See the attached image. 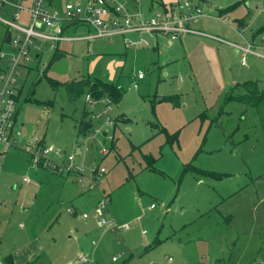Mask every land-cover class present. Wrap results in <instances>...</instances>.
Here are the masks:
<instances>
[{"label":"rangeland","instance_id":"obj_1","mask_svg":"<svg viewBox=\"0 0 264 264\" xmlns=\"http://www.w3.org/2000/svg\"><path fill=\"white\" fill-rule=\"evenodd\" d=\"M53 1L62 10L76 0ZM197 1L203 15L195 26L210 36L186 35L169 47L163 37L160 52L126 49L118 38L84 39V24L68 26L71 40H38L40 58L16 76L15 111L23 134L44 137L53 151L47 166L34 165L23 145L0 154V264L77 263L92 239L94 264H165V255L171 264H264V94L256 105L237 98L252 90L239 85L247 80L264 91V58L249 55L242 65L228 43L247 39L264 52V0ZM18 13L28 26V12ZM0 17L9 15L0 10ZM6 28L0 22V68L10 52ZM138 71L143 79L134 87ZM82 78L121 90L110 112L115 125L105 132L112 141L96 137L85 156L88 165L100 145L109 150L98 160L105 173L88 190L51 165L69 154L83 163L77 135L93 130L77 134L75 124L91 111L88 87H69ZM102 191L110 215L129 224L122 244L116 232L100 243L91 217ZM74 206L87 211V223L66 212ZM121 250L126 255L113 261Z\"/></svg>","mask_w":264,"mask_h":264},{"label":"built area","instance_id":"obj_2","mask_svg":"<svg viewBox=\"0 0 264 264\" xmlns=\"http://www.w3.org/2000/svg\"><path fill=\"white\" fill-rule=\"evenodd\" d=\"M0 0V10L4 11L5 6L10 5L12 16L9 18L0 17V22L6 25L10 32L8 44L10 52L6 55L4 65L0 68V146L2 152L8 149H20L25 146V151L30 155L34 165H49L47 155L53 151L51 145H46L40 136L24 135L22 130L17 128L14 119L16 107V76L20 73V66L28 63L35 57L41 48L38 40L43 39L50 42L71 40L66 36L65 31L70 25L84 24L88 33L84 39L91 40L102 38L113 41L116 38L121 40L125 48L149 47L152 44V37L163 36L169 41L179 40L186 34H199L210 36L195 29V23L202 16L199 2L196 0H166L161 6L149 2L148 7H143L139 0H76L64 3L62 10L51 6V0ZM131 3L130 7L128 3ZM25 9L29 14L30 23L23 26L18 23L19 10ZM226 19V18H225ZM240 52V62L246 64L249 55L264 58L253 42L244 40L242 44H231ZM2 56V54H1ZM133 86L137 87V81L143 78V73L138 71L135 75ZM86 104L91 108L89 123H91L92 134L90 136H78L84 147L79 145V153L83 149V163L74 164V155L69 154L67 161L52 163V167L59 172L66 171L73 173L80 187L84 190L93 188L103 176L106 168L98 161L101 155H106L109 150L106 146L100 145L96 156H93L89 164L85 162L87 150L90 144L98 136L113 139L112 133L105 135L115 125V119L111 116L113 103L108 96L93 97L90 93L84 96ZM85 152V155H84ZM59 154L62 151H58ZM110 198L108 194L102 193L95 206V223L100 228H106L118 234L119 242L123 240L122 233L129 229L128 223H119L109 212ZM154 203L150 208H154ZM70 214L77 211L74 207L66 208ZM87 218V212L80 214ZM141 233H145L142 230ZM94 244L95 241H92ZM121 250L112 256L115 261L119 256H124ZM80 263H87L85 255L78 258ZM172 257L165 256V264H171Z\"/></svg>","mask_w":264,"mask_h":264},{"label":"trees","instance_id":"obj_3","mask_svg":"<svg viewBox=\"0 0 264 264\" xmlns=\"http://www.w3.org/2000/svg\"><path fill=\"white\" fill-rule=\"evenodd\" d=\"M165 1L166 0H149L150 3L155 4L157 6L163 5L165 3ZM224 10L225 9H222L221 13L224 12ZM81 83H86V85L88 87L87 88L88 89L87 92L90 93L93 97H96V98L103 97V96H108L111 99L112 103H115V101L121 96L120 88H117L113 84H110L108 82L101 81V80H98V79L91 80V79H87V78H82L81 80H77V81H75V83L73 82V84H70L69 87L72 90H74V89L78 90L80 88V84ZM239 85L240 86L247 85L248 87L250 85H253L252 90L247 88L249 93L245 92L244 94H240L239 96H237V98L240 101H245V103H248L250 105H256L257 102L261 99L262 95L264 94L263 90H260L259 88H257V81L256 80H247V81H245V82H243V83H241ZM254 94H256L255 95V97H256L255 99L256 100L253 99V97H252V96H254ZM16 97H17V95H16ZM229 99H231V96L229 94H226L224 103H226ZM89 117H90V113H89L88 116H86V118L82 119V121L79 123L77 130L80 133H84L85 132L83 130V124L87 120H89ZM8 264H14V263H12L10 259H8Z\"/></svg>","mask_w":264,"mask_h":264},{"label":"crops","instance_id":"obj_4","mask_svg":"<svg viewBox=\"0 0 264 264\" xmlns=\"http://www.w3.org/2000/svg\"><path fill=\"white\" fill-rule=\"evenodd\" d=\"M197 1V0H196ZM198 2V1H197ZM51 3V6H56L55 5V1H53V2H50ZM26 4L28 5L29 4V1L27 0V2H26ZM4 11H5V13H7V15H9V17L10 16H12V8H11V6L10 5H8V6H5V8H4ZM2 23V22H1ZM6 26V25H5ZM77 25H72L69 29H74L75 27H76ZM7 27V26H6ZM195 27V29H197L198 30V28H196V26H194ZM67 30V29H66ZM200 30V29H199ZM7 32H9V29H8V27L6 28V32H5V36H6V33ZM186 35H199V34H186ZM186 35H183V36H186ZM201 36V35H200ZM207 36V35H206ZM5 38V37H4ZM117 39V38H116ZM119 39V38H118ZM161 39H163V36H156L155 38L154 37H152V44H151V46H149V47H143V48H152V49H154V50H157L158 52H160V51H163L162 50V48H161ZM164 39H166L165 37H164ZM120 40V39H119ZM245 40H247V39H245ZM4 42V41H3ZM60 41H58L57 43H59ZM120 42H121V40H120ZM173 41H169V40H165V43H166V45L169 47V46H171L173 43H172ZM230 45L231 44H234V43H231V42H228ZM242 43H244V42H241V43H235V44H242ZM261 43H264V42H261ZM232 46V45H231ZM261 46H264L263 44H261ZM232 47H234V46H232ZM140 48V47H139ZM235 48V47H234ZM127 49V48H126ZM39 52L37 53V54H35L36 56H35V58H40V52H41V49L40 50H38ZM125 51H127V50H125ZM263 54H264V52H263ZM262 58V57H261ZM241 63V62H240ZM134 78H136L135 76L133 77V79ZM143 78H141V79H139V80H142ZM138 82V81H137ZM18 92H19V89H18ZM113 106H114V103H113ZM113 111H114V108H113ZM118 114H116L115 115V117L117 116ZM126 117V116H125ZM127 118V117H126ZM14 119H15V122H16V126H17V128H19V129H21L22 130V128L24 127V123H19L18 122V120H17V114H16V111H15V116H14ZM82 120H80L78 123H76L75 124V129H76V131H78L77 129H78V125L77 124H79L80 122H81ZM89 120H87L86 122H88ZM19 124V125H18ZM77 134H78V132H77ZM29 136V135H28ZM79 135H77V137H78ZM42 137V136H41ZM43 138V140H44V137H42ZM76 141H77V139H76ZM77 143V142H76ZM1 147V146H0ZM13 149H15V148H13ZM8 150H10V149H8ZM79 144L77 143V149H76V153H79ZM7 151V150H6ZM6 151H4V152H6ZM4 152H2V147H1V149H0V154L1 153H4ZM103 193V191L100 193V195ZM99 199V198H98ZM97 204V203H96ZM96 204H95V206H96ZM95 206H94V209H95ZM74 208L76 209V211L78 212V208H77V206L75 207L74 206ZM155 208V207H154ZM152 209V208H151ZM67 212V211H66ZM75 213V214H72V215H79L81 218H83L80 214H78V213ZM82 212H87L86 210H82ZM81 212V213H82ZM68 213V212H67ZM95 210H94V212H93V216L91 217V219L94 221V224H95V226L97 227V229L98 230H100L101 231V233H100V236H99V239H100V243H101V241H104V242H106V235H110L111 233H114L115 234V232L114 231H111V230H109V229H104V228H100V227H98L97 225H96V223H95ZM70 214V213H69ZM105 214L107 215V217H109L110 216V211L109 212H105ZM88 218H89V215H88V217L87 218H83L84 219V221L87 223V221L86 220H88ZM116 220V219H115ZM118 222V221H117ZM120 223V222H119ZM130 228V227H129ZM143 230V229H142ZM109 233V234H108ZM111 238V237H110ZM116 241H117V243L118 244H122V242H119L118 241V239H117V237H115L114 238ZM92 241H95V240H91L90 241V245H91V249L90 250H85V252H83V253H79L78 254V256H77V263H75L74 261H73V263L72 264H94L95 262H96V259H97V250L94 248V247H96V245H97V241L93 244L92 243ZM80 255H85L86 257H87V259H88V261H87V263H80L79 262V260H78V258H79V256ZM125 255H126V253H125ZM130 255H133V253L131 252V254H128L127 255V257L125 258V259H128L129 257H130ZM166 256V255H165ZM172 257V256H171ZM112 258V257H111ZM164 259H165V257H164ZM69 261V260H68ZM68 261H67V263H68Z\"/></svg>","mask_w":264,"mask_h":264},{"label":"water","instance_id":"obj_5","mask_svg":"<svg viewBox=\"0 0 264 264\" xmlns=\"http://www.w3.org/2000/svg\"><path fill=\"white\" fill-rule=\"evenodd\" d=\"M208 6H211L210 4H207ZM9 42H10V32H7L6 33V36H5V38H4V43H6V44H9ZM91 127V123H89V122H85L84 124H83V130L84 131H87L89 128ZM79 151V150H78Z\"/></svg>","mask_w":264,"mask_h":264}]
</instances>
